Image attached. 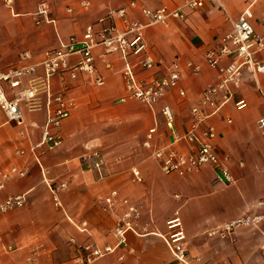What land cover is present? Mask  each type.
<instances>
[{
    "label": "crops",
    "instance_id": "obj_1",
    "mask_svg": "<svg viewBox=\"0 0 264 264\" xmlns=\"http://www.w3.org/2000/svg\"><path fill=\"white\" fill-rule=\"evenodd\" d=\"M40 1L15 0L12 11L0 0V69L21 65L20 55L27 51L33 57L31 63L39 62L46 50L59 47L61 41L71 36L82 37L88 25L111 10L134 3L129 18L146 23L144 8L177 9L186 0H89V10L81 9L78 0H46L55 22L38 26L35 15ZM223 7L222 10L217 3L207 1L202 9L187 10L184 21L173 20L145 30L149 53L159 64L150 71L139 69L138 78L167 77L172 63L178 59L184 97L177 90L170 91L154 110L137 100L119 102L126 95L122 79L124 60L119 55L106 57L113 66L108 69L100 58L103 49L98 48L96 75L82 73L73 80L64 74L52 80L51 94L64 92L75 105L71 117L60 128L64 138L61 147L43 155L37 148L43 126L55 107L47 95L43 97L42 111H23L25 129L9 123L0 109V170L27 169L25 177L11 179L0 191V204L16 195H25L27 199L21 209L0 212V264H75L71 239L95 242L100 248L116 246L112 231L123 206L118 204L113 211L105 209L104 199L112 191H118L120 199L141 206L139 229L146 235L127 234V248H119L92 264H182L164 241L166 223L176 214L184 223L190 264H264V223L226 238L206 234L233 218L257 212V203L264 199V131L258 127V121L264 117V74L254 77L243 71L235 99L203 127L215 128L214 147L220 157L228 158L226 167L234 183L218 182L220 171L211 165L186 177L167 176L151 151L143 147L145 135L153 127L158 128L155 145H171L172 137L161 112L165 105L175 114V129L187 132L191 109L201 105L203 92L220 79L205 55L232 31L233 22L245 9H253L254 25L260 30L264 0H223ZM76 60L74 57L71 62ZM259 60H264V53ZM190 62L200 67L199 73L188 68ZM99 77L104 79V86L96 85ZM7 91L11 96L12 91ZM240 99L248 104L243 111L234 105ZM206 112L211 113L212 108L207 107ZM23 130L25 137L20 135ZM90 143L105 156V179L86 171L80 162ZM177 148L191 152L186 144ZM37 157L43 169L36 162ZM134 169L141 172L142 183L133 181ZM54 182L56 186L67 185L65 190L58 191L62 209L54 203L50 188ZM84 222L87 229L80 231Z\"/></svg>",
    "mask_w": 264,
    "mask_h": 264
},
{
    "label": "built area",
    "instance_id": "obj_2",
    "mask_svg": "<svg viewBox=\"0 0 264 264\" xmlns=\"http://www.w3.org/2000/svg\"><path fill=\"white\" fill-rule=\"evenodd\" d=\"M207 1L217 3L222 10L223 0H186L184 5L177 9L144 8L142 14L146 23L129 18V9L135 7H122L109 11L96 22L87 26L82 37L71 36L67 41H61L59 47L46 50L37 63H31L33 57L30 52L20 55L21 65L0 69V109L7 121L25 129L23 111L37 113L43 110V97L47 95L54 101V110L50 112L43 126L41 142L37 145L42 153L53 151L62 146L64 138L60 133L63 122L69 119L75 108L73 101L64 92L51 94V83L54 77L68 74L73 80L79 74L96 75L97 60L95 51L103 49L100 56L105 66L112 69V63L106 59L110 55H119L124 60L122 79L126 88V95L119 99L124 103L129 100H137L145 104L151 110L163 100L170 91L177 90L181 97L185 91L180 87L182 71L180 61L177 59L172 63L167 77L139 79L138 70L150 71L158 66L159 62L150 53L145 41V30L156 25H168L173 20L184 21L187 10H199L204 8ZM15 0H4L7 8L13 11ZM81 9L89 10V0H78ZM73 12L72 8L68 9ZM51 17V7L48 1L42 0L38 3L35 15V23H54ZM255 14L251 7L245 9L233 22L231 32L224 35L219 44L209 49L205 55L206 61L211 69L218 72L219 82L209 86L202 94L201 105L191 109L188 130L185 134L175 129V114L168 105L163 106L161 112L165 126L169 131L172 142L169 147H158L155 145L158 128L153 127L145 135L143 147L151 151L152 158L158 163L162 172L167 175H179L186 177L204 166L211 165L220 171L218 182L234 183V178L226 167L228 158L220 157L214 147L216 130L209 126L203 128L210 117L218 115L235 99V94L242 85L243 71H249L254 77L264 74V60L259 57L264 53V15L259 18L260 30L254 25ZM121 23V24H120ZM77 60L72 63L71 59ZM194 73L200 72V67L193 63L187 64ZM39 70L42 73L39 74ZM97 86L105 85L103 78L95 80ZM7 89L12 91L9 96ZM234 105L237 110L243 111L248 104L245 100H236ZM211 107L212 112L207 113L206 108ZM229 124L231 119H227ZM258 127L264 131V117L258 121ZM20 135L26 136L23 130ZM186 144L191 150L184 153L177 147ZM23 154V152H18ZM36 162L43 169L40 157ZM80 162L86 171L96 172L100 179L107 177L106 159L103 152L96 148L94 143L88 145V152L84 154ZM27 175L26 168L12 167L0 170V191H3L7 183L13 178H23ZM133 181L142 183L143 177L138 169L133 170ZM54 195L55 206L62 209V203L58 197V191L65 190L67 185L62 183L58 186H50ZM25 195L11 196L0 204V212L21 209L26 205ZM105 209L113 211L118 204L123 206L121 215L112 231L116 238V246L100 248L95 242L79 243L71 239L74 247L75 264H92L111 254L117 249L127 248L126 236L129 233L144 236L139 229L143 211L141 206L130 203L127 199H120L118 191H112L104 199ZM255 213H248L233 218L207 231V235L213 238H226L241 229L258 228L264 223V199L260 200ZM167 234L164 237L165 244L173 257L182 264H190L187 255L188 239L184 229L182 218L176 214L167 223ZM80 231H86L87 223H82ZM124 256L120 257L123 260Z\"/></svg>",
    "mask_w": 264,
    "mask_h": 264
},
{
    "label": "rangeland",
    "instance_id": "obj_3",
    "mask_svg": "<svg viewBox=\"0 0 264 264\" xmlns=\"http://www.w3.org/2000/svg\"><path fill=\"white\" fill-rule=\"evenodd\" d=\"M52 186H56L57 185V183L56 182H54L53 184H51Z\"/></svg>",
    "mask_w": 264,
    "mask_h": 264
}]
</instances>
